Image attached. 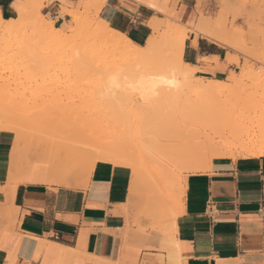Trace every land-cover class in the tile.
<instances>
[{
  "label": "rangeland",
  "instance_id": "1",
  "mask_svg": "<svg viewBox=\"0 0 264 264\" xmlns=\"http://www.w3.org/2000/svg\"><path fill=\"white\" fill-rule=\"evenodd\" d=\"M26 1L34 9L41 5L38 12L29 9L23 19L29 35V26L37 16L49 21L44 5L52 0ZM93 1L57 2L61 16H65L63 10L74 11L96 23L102 19L100 11L106 0ZM133 1L149 8L142 0ZM153 2L158 8H149L152 15L148 26L157 20L158 31L152 33L149 26L147 38L157 36V47L145 57L146 65L151 66L141 71L151 77L138 79V70L120 73L129 82L107 81L108 84L107 68L86 71L67 64L68 49L66 55L65 49L44 45L45 40L36 43L29 38L19 44L15 37L0 34V90L6 95L0 107L9 111L8 117L13 119L10 121L19 124L23 141L17 165L20 170L28 172L31 165L42 164L43 157L64 160L67 153L75 151L79 166L71 176L79 178L84 175L80 174L81 167L88 161L85 147L89 150L97 143L125 154L142 173L138 190L130 195L127 206L139 220L163 233L168 219L178 214L183 194L187 199L200 195L189 185L203 178L193 173L207 169V161L194 162L198 145L206 141L229 142L242 130L251 133L250 138L252 132L264 133V0H196L190 4L192 12L186 20L181 18L183 0ZM13 18H17L15 12ZM218 18L226 34L217 32L225 44L224 62L233 68L220 79L198 76L196 68L184 64L183 51L180 56L175 54L171 31L182 26L187 32L186 41L191 33L203 36L197 32L199 20ZM50 23L64 32L73 26L68 16L62 25ZM65 24L63 30L61 26ZM147 38L135 43L145 48ZM218 66L225 68L222 63ZM180 70H187L189 75L182 79L178 76ZM174 75L178 76L174 85L162 81H170ZM201 83H213L214 88L200 91L197 85ZM223 151L231 152L230 158H243L234 150ZM252 156L249 158H257L256 154ZM195 164L200 168H193ZM184 182L187 188L183 192Z\"/></svg>",
  "mask_w": 264,
  "mask_h": 264
},
{
  "label": "crops",
  "instance_id": "2",
  "mask_svg": "<svg viewBox=\"0 0 264 264\" xmlns=\"http://www.w3.org/2000/svg\"><path fill=\"white\" fill-rule=\"evenodd\" d=\"M57 1L45 3L44 13L62 25L66 16ZM195 1L183 0V20ZM12 3L0 0L5 19L13 18ZM149 8L106 0L100 17L139 45L150 34ZM225 53L224 46L191 33L182 59L198 76L220 79L233 68ZM14 138L0 131V264H264V157L212 159L205 171L193 173L203 177L189 183L200 195L183 194L162 233L128 208L129 168L84 164V175L75 178L67 162L63 178L48 180L44 163L28 172L18 169L19 160L12 165Z\"/></svg>",
  "mask_w": 264,
  "mask_h": 264
},
{
  "label": "bare ground",
  "instance_id": "3",
  "mask_svg": "<svg viewBox=\"0 0 264 264\" xmlns=\"http://www.w3.org/2000/svg\"><path fill=\"white\" fill-rule=\"evenodd\" d=\"M93 2H96V0ZM141 3L151 7L155 11L158 8V7H155L154 3H156V2H153V0H142ZM31 4H32L31 2H29V1L27 2L26 0H13L12 9L16 13L17 18L4 19V18H2L1 13H0V34L3 37H5V36L15 37L17 40V43H19V44H22L23 42H25V40H27L29 38L32 40H35L36 43H37V41L45 40V41H47V43H44V45L49 44V47H51V46H53V47L55 46L56 48L59 47L60 48L59 51L61 50V48L65 49L64 51L66 53L64 51H63V53L66 55H68L67 52H68V50H70L69 51L70 55H68V57L64 55L65 58L67 59L66 60L67 64H69L73 67H76V68H81V69L86 70V71H92V70H97V69H101V68L102 69L107 68L108 70H110V73L107 75L105 80H106V82L109 81V83H111V84L115 83L118 80L119 81L125 80V81L129 82V79H127L128 77L127 76L125 78L120 77L119 76L120 73H129L130 74L131 72L139 70L140 73H138V76H139L138 79H141L142 78L141 76H147V77L152 76L151 73H150L151 75H148V73H147V75H145V74L141 73V71L144 68H147L149 65L151 66V64L146 65L147 61L145 60V57L148 56L150 53L154 52V50L156 49L157 40H158L156 38L157 36L156 37L153 36V37L149 38L145 43V48L143 47L144 49L143 48L141 49L137 45H134L133 43H131L124 34L118 32L117 30H115L113 28H109V26L105 22H103L102 20H98L96 23L95 22H88L84 18L79 16L76 12L65 11V10H63L61 12L62 15L70 17V19L73 23V26L71 25V28L68 30V32L60 31L58 28L54 27L53 24H51L49 21L45 20L41 15H39L40 17L37 16L35 18V20H34L35 23H33V21L31 22V24L29 26L30 34L27 35V31L25 30V26H23V23H24L23 19H24L25 15L27 14L29 9H31V10L36 9V12H38L39 7L41 6L39 4L34 9V8L30 7ZM156 19H158V18H156ZM157 27H158V22H157V20L154 21V19H153V21L151 22V28L153 29L154 33H156V31H158ZM159 27H160V25H159ZM196 27H197V32L199 34L206 36L209 40H212V41H214L220 45L224 44L223 37L220 38L217 35V32L226 35L223 23L221 21V18H218L216 20L214 19L212 21H210V20L207 21V19L206 20L201 19L198 21V25ZM181 28H182V26L179 25L178 28L171 31L172 32L171 47L175 51V54L178 56H180L182 54L184 42H185V39L187 38V32ZM33 43L35 44V42H33ZM224 45H222V46H224ZM66 49H68V50L66 51ZM31 58L32 57H30V59ZM148 58H147V60H148ZM31 61H32V59H31ZM142 67H143V69H142ZM187 67H189V66H187ZM157 68H158V66H157ZM187 70H180L179 74H181V75H178V76L179 77L182 76L183 77L182 79L186 78L189 75L186 72ZM151 71L149 69V72H151ZM30 72H31V70H30ZM145 72H147V71H145ZM31 73H33V72H31ZM176 76L177 75H174L173 79H170V81H169V79L167 80V79L162 78V81L168 83V85H174L173 84L174 81L178 80V79H176ZM153 77H154V74H153ZM253 78H254V76H253ZM211 88H214L213 83L212 84L209 83L208 85H203L201 83V84L197 85V89H200V91H201V89L206 91L207 89H211ZM5 96H6L5 92L0 90V101L1 102L3 101L1 99H4ZM8 115H9V111L2 109L0 107V131L11 132L15 136V138H14V154H13V159H12V165H15L16 160H18V158L20 157L21 151L23 149L21 147V140H22L21 135L22 134L18 128L19 124L10 121L9 119H12V118H9ZM254 133H256V132H254ZM254 133L252 132L253 135L250 138L249 135L251 133L248 135L247 133H245L244 130H242L237 136H234L232 138V140H230L229 142L227 140L218 141V142L206 141L205 144L203 143V144H200L196 147V149L194 151V153H195L194 162L196 163V161H199V160L207 161L208 162L207 166H208L211 164L210 162L212 159L218 160V158H230V155H232L230 152L231 150H234L237 153V155L243 156V158H249V156H252L254 154H256L255 157H257V158L259 156H264V133H260L258 135L257 134L254 135ZM243 135H245V138H246V136H248L249 138L243 139ZM94 139H96V138H94ZM75 149H77V148H75ZM85 149H87V150L85 151L86 154H84V157L86 160L89 161L88 162L85 160L87 166L90 165V167H91L96 162L107 161V162H111L115 165L125 166V167L130 168L131 176L133 178L132 184H131V194H133L137 191V186H138V184H137L138 180L137 179L142 178V173L134 161H130L129 159H127L125 154H123L122 152L119 153L118 151H114L111 148L104 147L101 144L97 145V143H96V145H91V148L89 150L86 147H85ZM224 149L227 150V152L229 151L230 153L224 152L223 151ZM67 152H69V150ZM74 153L76 154L75 151H73V154H71V155H70V153L69 154L67 153V158L65 160H61V161H60V159L59 160H57V159L52 160L50 158L49 159H43L45 157L41 158L42 160H44V161H42V163L46 164L47 168H48V173H47L48 180L53 181L54 179L63 178L64 175L67 174V171H68V168L65 167V164L67 162L70 164L69 170L71 169V167H73L72 169H75L77 165L79 166V164L76 163L79 160L76 158V155ZM39 154H37V155H39ZM46 158H47V156H46ZM41 159L39 161H41ZM70 160L73 163H71ZM193 168L198 169V168H200V165L195 164L193 166ZM81 169H83V168L81 167ZM85 169H86V167H85ZM87 169H88V167H87ZM152 207L153 206H151V209H152ZM153 208L155 209V207H153Z\"/></svg>",
  "mask_w": 264,
  "mask_h": 264
}]
</instances>
